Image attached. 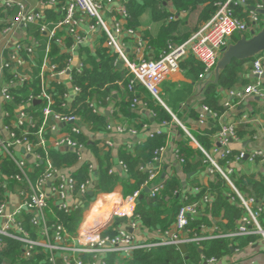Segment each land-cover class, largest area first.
I'll use <instances>...</instances> for the list:
<instances>
[{
  "label": "built area",
  "instance_id": "1",
  "mask_svg": "<svg viewBox=\"0 0 264 264\" xmlns=\"http://www.w3.org/2000/svg\"><path fill=\"white\" fill-rule=\"evenodd\" d=\"M252 2L249 4L248 2ZM127 0H46L43 5L62 14L59 21L52 24L49 29L48 23L42 11H26L21 3L4 0L0 5L11 8L17 6L18 12L9 19L0 29V37L6 38L15 31L17 26L26 28L28 25H38V31L45 34L49 40L56 45L64 47L63 38L56 37L58 30H65L66 37L70 38L72 44L69 52L72 53L76 47L83 43L84 38L79 34L78 27L84 19L91 22V28L98 27L105 36L104 46L115 57L114 65H121L126 70L128 78L125 88L133 91L136 86L143 87L150 95L152 100L163 108L166 105L162 99L161 85L167 77L179 70V63L186 57L192 56L198 60L204 67L203 73L199 75L203 79L212 73L214 67L221 56L222 49L232 43L233 35L252 36L262 27V16L256 11L249 9L254 6L255 9L264 7L262 0H222L214 3L215 12L205 21L191 37L182 44L168 43L167 49L157 59H140L132 61L124 50L123 39L125 36L134 35V30L130 27H124L122 22L128 19L126 10ZM234 6L242 7V15L239 17L233 11ZM116 13L107 21L104 18L105 12ZM140 44V43H139ZM7 54L0 66V77L7 72L10 76L7 85L0 87V124L3 136H0V163L8 158L14 165L16 173L11 176L0 174V184L4 189V195L0 201V243L2 239H10L20 244L21 258L26 260L33 257L36 253L44 255L43 263L46 264H107V259L111 255H118L124 258H131L137 250H150L158 246L179 244H195L210 239L236 238L244 236H257L264 244V228L261 226L259 218L264 211V204L259 203L249 195L241 193L235 186L231 175L235 167L243 161L255 163L257 160L262 172H264V148L257 147L250 151L238 149L237 155L233 161L227 160L231 154V144L237 140L235 125L227 121L223 114L213 113L207 106L202 105L197 116L198 128L206 125L208 117L219 121V128L214 136L213 146L206 150L197 140L195 135L172 116L173 122L180 127L185 135L186 143L194 150H198L203 155L202 174L209 181H214L215 176H220L228 185L231 191L229 198L231 202H238L244 209V215L238 222L234 231L222 233L218 231L217 226L211 228L200 227V234L194 233L188 228L189 219L197 215L198 209L209 201L208 186L197 184L193 188L194 193L200 192L203 188L205 194L199 201L184 204L176 213L174 221L165 230H155L154 240L147 239L144 233H141L143 227L140 224V217L135 215V207L142 191L148 189L149 197H156L164 188V180H159L161 176L159 171V161L166 151L165 145L155 150L152 160L141 168L148 173L147 180L141 185L140 189L125 198H119L120 209L113 211L106 221V225L99 231L101 222H96L76 234H70L63 225L57 224L48 227L46 223L47 211L52 212L55 207L64 212H70L79 203L78 196H75V181L73 173L65 168L53 167L51 160L47 156V132L54 131L57 124H72L71 133H81V122L74 113H60L56 111L54 100L49 93L50 87L40 83V90L37 94L30 91L26 101L14 108L12 115L8 113L5 107L13 102L10 92L20 85L30 81V75L27 71L31 67L30 60L33 58L34 48L25 46L22 42L7 44ZM28 58V60H27ZM71 56L65 59V65L59 69L50 61H44L43 72L38 75L40 82H47L50 78L57 79L60 83V77L72 71ZM76 73L82 72V64L78 63L73 69ZM251 73L256 77L252 84L245 86L242 90L229 89L221 90L226 96L222 106L225 109H232L235 106L233 101H242L245 97L254 96L264 100V57L254 58L251 66ZM32 79V77H31ZM71 79V77H69ZM116 85L122 87L123 81H117ZM32 90V89H31ZM78 93L80 90L73 87ZM67 94H63L66 97ZM39 100L42 103L40 117L37 118L36 130L30 132L35 127L31 113L25 109L30 104ZM64 105V104H62ZM145 106L138 97H134L131 102V108ZM87 106L96 112V107L92 101H87ZM3 108V111H2ZM167 109V108H166ZM10 117L6 123L5 119ZM244 115L243 119L246 120ZM50 120L54 124H50ZM252 122L259 121L252 119ZM264 121V115H263ZM163 122L161 125H166ZM31 126V127H30ZM15 130H18L16 134ZM108 131L116 133L135 134L132 129L126 130L123 126L113 127L107 125ZM153 134H161L157 129ZM264 137V128L262 129ZM57 148L75 151L79 156L82 144L76 142L68 136H62L55 141ZM112 143L107 139L104 142V148H110ZM130 149L131 147L128 146ZM41 149L45 156L37 153ZM174 165L182 166L184 159L180 157L178 148L173 151ZM223 162V163H222ZM120 165L124 167L122 162ZM41 166V169H39ZM36 169H39L36 171ZM92 168L89 167L88 179L80 183L77 187L78 195L95 193L94 180L92 178ZM110 172H112L110 170ZM175 192L174 194H176ZM14 197V200L12 199ZM97 196L94 197L93 201ZM181 198L186 200V196L181 194ZM125 208V209H123ZM21 211H25L30 217V224L37 228L38 233L33 237L24 227L22 220L19 219ZM112 219L127 221L125 225L116 226L114 234H105L102 232L108 227ZM103 221V222H104ZM130 230V231H129ZM144 230V229H143ZM50 231L53 233L51 234ZM148 232V231H147ZM157 236V237H156ZM215 258L205 259L196 264H213Z\"/></svg>",
  "mask_w": 264,
  "mask_h": 264
},
{
  "label": "trees",
  "instance_id": "2",
  "mask_svg": "<svg viewBox=\"0 0 264 264\" xmlns=\"http://www.w3.org/2000/svg\"><path fill=\"white\" fill-rule=\"evenodd\" d=\"M221 0H172L173 5L177 12L189 10L195 8L197 4L207 2L206 13L202 16L204 20L209 19L215 12L213 4ZM252 4V2H248ZM126 10L128 13L127 24L130 28L136 29L140 24L139 17L143 12H148L153 21H163L169 17L163 9H161V0H141V3L135 0H127ZM233 11L235 15L244 17L242 15V7L234 6ZM174 29V23H169L166 27L162 28L161 34L158 36L157 41L162 42V53L167 49V44L174 43L170 37ZM241 36L233 35L232 43L236 42ZM249 37V36H246ZM176 43V42H175ZM174 43V44H175ZM161 53V54H162ZM100 61L96 62L94 59L90 60L91 68L84 69L81 73L72 71L71 79L74 86L79 88V93L75 96L72 104V112L81 115V118L88 125L89 131L95 133L99 130H105L107 123L105 122V116L96 115L85 103L88 96L91 95L92 89L102 88L105 83L114 82L119 79L122 74L121 70L116 69L114 65L115 57L110 55H101ZM263 56L264 53H260L255 56ZM254 57V58H255ZM254 58L243 61H232L225 69H223L216 82L212 77L207 78L206 85L202 92V105L207 106L213 113L217 115L222 114L225 108L218 104V99L215 96L217 89L229 90L241 82L242 67L244 64H248L254 60ZM179 68H184L187 71V76L191 79L199 78V75L203 73V65L189 56L184 61L179 63ZM10 79V77H9ZM128 80V79H127ZM127 82V81H126ZM138 88V87H135ZM32 89V90H31ZM40 90V79L34 77L24 85H20L17 89H11L10 92L13 97V102L6 106V110L12 115L14 108L22 105L30 91L37 94ZM53 100V108L60 112L67 114L64 109L63 94L65 89L62 86H57L53 90H49ZM137 96V92L128 91V98L132 100ZM37 107L30 104L25 110L31 113L33 120L36 122L35 127L31 128L30 132L36 130L37 118L40 117V112L35 111ZM34 111V112H32ZM155 122H169L171 117L162 107H154ZM191 117L196 118V113L191 111ZM212 118V117H211ZM10 117L5 119L7 123ZM212 126L199 133H195V137L198 142L206 149L209 150L213 146L211 140L212 135L216 132V127L211 120ZM31 127V126H30ZM18 134V130H15ZM73 134V133H72ZM77 142L85 144L93 152L97 161V169L93 171L95 174L94 183V197L99 193H110L116 185L122 187L123 196L131 195L147 180L148 173L141 168L145 167L152 158L155 150L164 145L165 137L161 134H153L143 144L136 145L133 149H123L118 152V158L122 162L125 168L126 179L121 177H114L108 173L112 167L111 155L109 152L99 148L98 141L90 142L87 137L78 135L76 137ZM41 156H45V152L41 149L37 150ZM47 156L51 160L53 167L61 169L65 167L73 166L77 163L78 155L75 151L60 150V149H48ZM179 155L184 159L182 165V173L187 177L190 173L202 170L203 167V155L198 150L189 148L186 145V141H183L179 145ZM237 155L236 150H232L231 154L227 157V160L233 161ZM257 160L255 163H258ZM223 163V162H222ZM249 164V163H248ZM251 165V164H250ZM41 169V166H39ZM39 169H36L38 171ZM16 173V169L13 163L8 159H3L0 163V174L11 176ZM194 174V173H193ZM89 167L87 164H83L77 172L73 174L75 181V196H78L79 203L70 212H64L53 207L52 212L47 211L46 223L48 227L61 224L64 226L67 232L75 234L79 223L81 222L85 211L88 209L91 203V197L88 194L78 195L77 187L80 183H83L88 179ZM191 178V177H190ZM190 178H186L188 183H192ZM235 186L241 193L249 194L253 196L257 202L264 204V173L255 175L254 173H242L234 170L231 175ZM1 182V181H0ZM203 188L200 192H196L193 195L186 193V200L181 198V193L185 191V187L181 184V181L171 176L164 180V188L156 197H149L148 194H144L142 191L138 198L135 215L140 217V224L146 231H155L167 229L174 221L175 215L178 210L186 203L199 201L205 194ZM209 201L201 208L198 209L197 215L189 219L188 228L194 233L200 234V227L211 228L213 226L218 227V231L222 233H228L234 231L238 225L239 220L244 215V209L238 202H231L229 195H231L230 188L226 182L218 175L215 176L214 181H210L209 186ZM177 192L176 194H174ZM4 195V189L0 184V201ZM30 217L25 211H21L19 219L25 229L33 236L36 237L38 230L30 224ZM119 219H114V224L120 223ZM261 226L264 228V211L259 218ZM52 234L53 232L50 231ZM103 235H113V229L102 232ZM258 239L257 236H244L236 237L232 239L220 238L210 239L200 242L198 245L186 244V252L182 254L179 249L173 245L158 246L150 250H137L135 251L129 261H120L116 255H111L107 259V264H196L201 262L202 257L205 259L215 258L221 259L231 254L233 250H239L245 248L248 244H252ZM44 255L42 253H36L30 259L21 258L20 244L10 239H2L0 243V264H46L43 263Z\"/></svg>",
  "mask_w": 264,
  "mask_h": 264
},
{
  "label": "crops",
  "instance_id": "3",
  "mask_svg": "<svg viewBox=\"0 0 264 264\" xmlns=\"http://www.w3.org/2000/svg\"><path fill=\"white\" fill-rule=\"evenodd\" d=\"M12 1L21 3L26 11H42L46 23H48L49 29H51L52 24L59 21L62 16L60 12H56L43 5L46 0ZM135 1L141 3V0ZM207 4V2L197 4L195 8L177 12L172 0H161V9L169 14L168 19L166 22L153 21L151 20V16L148 12H143V14L139 17L140 25L136 29L132 28L134 30V35L125 36L123 39L124 50L127 56L130 60L135 62L140 59L150 60L159 58L162 53V42L161 40L157 41V38L162 32V28L166 27L169 23H174V29L170 34V37L176 42L174 43L182 44L186 42L191 35L195 33L205 21L208 20H204L205 18H202V16L206 13ZM17 12V6L7 8L1 4L0 29ZM112 16L116 17L117 14L111 13L110 11H107L104 14V18L107 21H110L109 19ZM122 24L124 27H129L127 21L122 22ZM38 27L39 26L35 24L28 25L26 28L17 26L15 31H13L10 36L6 38L0 37V66L7 54V44L15 42H22L23 45L34 48L33 58L29 62L31 63V67L29 68V71H27L30 75V80L31 77H38V75L40 76V74H42L43 63L45 60L48 62L50 61L51 64H54L61 69L65 65V59L71 56L73 63L72 68L75 69L77 64L81 63L83 71L84 69L91 68V59H94L96 62L100 61L98 53L101 55L105 54L113 56L104 46L105 36L102 31L98 27L91 28V22L87 19H84L78 27V32L84 38V41L76 47L72 53L69 52L72 41L70 38L66 37L65 30H58L55 33L56 37L63 38L64 40L65 46L60 47L53 43V41L49 40L45 34L39 33ZM188 57L184 58L183 61ZM252 62L243 65L242 73L240 75L241 82L237 83L233 89L242 90L245 86L252 84L255 81L256 77L251 73ZM73 69L72 71H74ZM116 69L121 70L123 75H121L120 78L115 80L113 83H105L102 88L92 89L93 91L91 95L86 98L85 103L87 105V101H92L96 107V112L93 113L105 116V122L107 125L111 124L113 127L123 126L126 130H134L135 134L132 135L128 132L119 134L115 131H108L107 128L102 131H96L95 133L90 132L88 125L81 118V115L76 113L81 122V133L78 135L87 137L90 142L98 141L97 146L110 153L112 167L109 169L108 173L114 177L117 176L126 179V171L125 168L120 165L121 161L118 158V152L123 149H129L128 146L131 147L130 149H133L136 145L145 143L147 139L150 138V133H155V131L159 129L161 135L165 137L164 145L166 147V151L159 161V171L161 174L159 180H164L171 176L177 177L181 181L183 187H185V191L181 193L183 195L186 193L193 195V188L196 187L197 184L203 187L209 186L210 181L204 177L200 169L193 172L194 174L190 173L187 177H185L182 173V166L174 165L175 161L173 151L176 148L179 150V145L185 140L183 131L175 122H173V120L167 122L166 125H161L163 122H155V113L153 108L161 106L155 103L149 93L141 86H136L138 88H135L133 91L137 92L136 97H138L141 102L145 103V106L142 108V105H139L136 108H131L130 105L132 100H129L127 97L129 90L125 88V84L127 83L126 81H128L127 79L129 77L127 78L126 70L121 67V65H116ZM72 71L60 77V83L57 82V79L50 77H48L49 80H47V82H40L43 86L44 84L47 87L49 86L50 89H53L55 85L62 86L65 89L64 94H67V96L63 97L64 109L68 113L72 112L71 108L73 107V100L79 93H76L73 90V87L77 88V86H74L72 79H69ZM9 77L10 76L7 72L4 73V76L0 77V87L2 85H7ZM120 80L124 82L122 87L116 85V82ZM206 83V77L203 79L197 78L191 80L187 76V71L184 68H179L178 71L171 73L161 85L162 99L164 97L165 100L163 99V101L167 109L162 108L169 114L171 119L172 116L175 117V119L182 123L194 135L195 133H199L212 126L211 120H213L216 127V132L219 128V121L211 117L207 118L205 127L198 128L197 126V116L203 101L202 92ZM17 88L18 87L15 89ZM215 96L218 99V104L222 106L224 99H226L225 94L221 92V89H217ZM233 103H235V106L232 109H225V111L222 112L224 118L235 125L237 140L231 144L232 150L237 151L238 149H244L246 151H250L251 149L257 147L264 148V137H262V129L264 128V100L258 99L254 96H248L239 102L235 99ZM31 104L37 107L34 110L39 113L42 108V103H40L39 100H35ZM191 111L196 113V118L191 117ZM244 115L247 116L246 120L243 119ZM252 119H257L259 123L252 122ZM50 124L52 125L54 122L50 120ZM71 128L72 124L66 123L57 124L54 131L49 130L46 134V138L48 139L47 148L66 150L63 148H57L55 145V141L62 136H68L77 142L76 137L78 135L72 134ZM216 132L212 135V141L214 140ZM2 134L3 132L0 130V136H3ZM106 139L112 143V146L107 149L104 148V142ZM186 145L192 149V147H190L187 143ZM83 164H87L88 167L91 166V174L95 183V174L93 171L97 169V161L91 149H89V147L85 144H82V148L79 151L77 163L68 167V169L74 174ZM235 169L238 172L248 174L254 173L255 175L264 173L261 171L259 163H250L248 161H243L240 165L236 166ZM110 170L112 172H110ZM186 178H190L192 183H188ZM111 193L112 195H115L116 198L126 197L123 196L122 187L120 185H116L110 193H99L96 196L97 198L100 196H109L104 194ZM144 194H147L145 190ZM12 199L14 200V197H12ZM92 200L93 199H91V201ZM87 211H85L84 216L77 227L76 233L73 235L78 234L82 230V225L85 217L87 216ZM119 222L120 223L115 225L114 219H112L104 231L114 229L119 225L127 224V221L125 220H121ZM143 229L141 230V233L147 234V239L154 240V231L147 232ZM116 256L123 262L130 260L129 258H124L118 255ZM213 264H264V244L258 238L255 242L248 244L245 248L233 250L230 255L221 259H216V262Z\"/></svg>",
  "mask_w": 264,
  "mask_h": 264
},
{
  "label": "water",
  "instance_id": "4",
  "mask_svg": "<svg viewBox=\"0 0 264 264\" xmlns=\"http://www.w3.org/2000/svg\"><path fill=\"white\" fill-rule=\"evenodd\" d=\"M264 5V0H262ZM249 9L256 11L260 16L263 17L262 27L260 30L250 36H242L236 42L231 43L228 47L222 49L221 56L218 59L212 74H208L206 77H213L216 80L219 77L220 72L225 69L232 61H243L254 58L260 53H264V7L262 9H255L254 6H250ZM148 193V189H145ZM88 196L94 199L93 192H88ZM106 225V221L102 222L98 228L100 231ZM130 231V230H129ZM179 251L184 254L186 252V245L179 244L177 246ZM59 264V262H57Z\"/></svg>",
  "mask_w": 264,
  "mask_h": 264
},
{
  "label": "bare ground",
  "instance_id": "5",
  "mask_svg": "<svg viewBox=\"0 0 264 264\" xmlns=\"http://www.w3.org/2000/svg\"><path fill=\"white\" fill-rule=\"evenodd\" d=\"M119 199L115 195L102 196L89 210V214L85 217L82 228H86L96 222L107 220L113 211L120 209ZM125 209V208H123Z\"/></svg>",
  "mask_w": 264,
  "mask_h": 264
},
{
  "label": "rangeland",
  "instance_id": "6",
  "mask_svg": "<svg viewBox=\"0 0 264 264\" xmlns=\"http://www.w3.org/2000/svg\"><path fill=\"white\" fill-rule=\"evenodd\" d=\"M261 20H262V22H263V17L261 18ZM163 99H164V97H163ZM164 100H165V99H164ZM96 195H97V194H95V196H96ZM104 195H109V196H110V195H112V193H111V194H104ZM101 198H102V196H100V197H98V198L96 197V199H95L94 201L92 200L91 203H90V205H89V207H88V209L90 210V208L92 207V205L95 204V203H96L99 199H101ZM91 204H92V205H91ZM88 209H87V210H88ZM87 210H86V211H87ZM89 210H88L87 213H86L87 215L89 214ZM103 221H104V220H103ZM103 221H100V222L102 223Z\"/></svg>",
  "mask_w": 264,
  "mask_h": 264
}]
</instances>
